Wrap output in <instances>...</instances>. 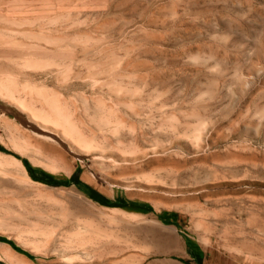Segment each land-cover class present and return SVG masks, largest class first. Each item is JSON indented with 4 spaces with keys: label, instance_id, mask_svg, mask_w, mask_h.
I'll return each instance as SVG.
<instances>
[{
    "label": "rangeland",
    "instance_id": "374dc122",
    "mask_svg": "<svg viewBox=\"0 0 264 264\" xmlns=\"http://www.w3.org/2000/svg\"><path fill=\"white\" fill-rule=\"evenodd\" d=\"M18 258L264 264V0H0Z\"/></svg>",
    "mask_w": 264,
    "mask_h": 264
},
{
    "label": "bare ground",
    "instance_id": "6f19581e",
    "mask_svg": "<svg viewBox=\"0 0 264 264\" xmlns=\"http://www.w3.org/2000/svg\"><path fill=\"white\" fill-rule=\"evenodd\" d=\"M130 219H131V218H130ZM85 235H86V234H85ZM78 237H79V236H78ZM84 237H85V236L83 235V237H81L80 239H83ZM87 238H88V237H87ZM87 238H86V239H87ZM89 238H92V239H93V236H89ZM89 238H88V241H89ZM80 239H79V242H80V243H81V242H84V241H82V240L80 241ZM93 240H94V239H93ZM85 241H86V240H85ZM86 242H87V241H86ZM86 242H85V244H86ZM89 242H91V241H89ZM80 257H81V256H80ZM13 260H14V259H13ZM14 261H15V262H18V263H21V264H22V262H23V260H21V259H19V258H18V259H15ZM14 261H13V262H14ZM13 262H12V263H13ZM23 264H24V263H23Z\"/></svg>",
    "mask_w": 264,
    "mask_h": 264
},
{
    "label": "clouds",
    "instance_id": "9594fccd",
    "mask_svg": "<svg viewBox=\"0 0 264 264\" xmlns=\"http://www.w3.org/2000/svg\"><path fill=\"white\" fill-rule=\"evenodd\" d=\"M193 62H196L195 60ZM254 131H257V133L259 132V129H253Z\"/></svg>",
    "mask_w": 264,
    "mask_h": 264
},
{
    "label": "crops",
    "instance_id": "0c3cea01",
    "mask_svg": "<svg viewBox=\"0 0 264 264\" xmlns=\"http://www.w3.org/2000/svg\"><path fill=\"white\" fill-rule=\"evenodd\" d=\"M19 259H21V258H19ZM22 260V259H21Z\"/></svg>",
    "mask_w": 264,
    "mask_h": 264
}]
</instances>
